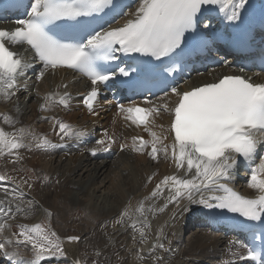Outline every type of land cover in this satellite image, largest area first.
I'll list each match as a JSON object with an SVG mask.
<instances>
[{"label":"snow or ice","instance_id":"snow-or-ice-1","mask_svg":"<svg viewBox=\"0 0 264 264\" xmlns=\"http://www.w3.org/2000/svg\"><path fill=\"white\" fill-rule=\"evenodd\" d=\"M247 3L248 0H139L135 12L130 13L133 19L128 20L124 26L95 32L88 36L86 42L63 43L51 34L49 25L57 21H76L81 17L101 13L109 6L115 7L113 0H33L27 18L16 21L18 27L13 30L0 28V97L7 100L21 87L27 90V85L21 86L19 78L25 76L33 67L12 51L9 44L28 45L34 50L36 58L43 62L44 69L67 67L87 75L93 87L84 103L92 111L99 95L96 85L106 84L117 76L128 77L132 71L128 67H118L111 71L98 62L118 60L117 52L140 53L157 60L170 57L183 44L185 34L197 29L198 14L203 6L215 5L227 20L238 21L241 19V10ZM204 27L207 28L208 25L205 24ZM168 70L175 71L174 68ZM43 76L44 71H40L37 79H42ZM171 92L179 97L177 103L172 109L167 104L162 106L174 116L170 125L174 131V143L171 146L163 144L166 137L158 136L149 128L152 123L150 118L161 111V106L151 105L144 108L132 103L127 107L123 104L118 107L126 119L137 126L144 125L145 130L151 133V140H144L143 137L132 138L135 150L144 151L151 145L149 155L156 159L161 151L167 158L171 147V157L177 168H186V173L194 171V174L191 178L165 176L152 193L138 203L135 218L130 214L132 210L129 205L122 211L117 223L131 221L133 230L140 233L142 242H146L144 229L150 227L147 213L163 211L169 203L179 204L183 199H187L189 204L227 210L239 214L247 221L264 223V155L259 154L261 146L264 145V83H252L239 75H226L218 82L204 84L190 91L181 93L173 87ZM164 95L167 97L168 93L165 92ZM55 96H59L60 104L68 106L70 94L65 92L61 95L56 92L48 93L44 97L45 103L41 105V109L50 106V101ZM58 126L63 133L62 140L65 136L79 139L87 135L86 131L74 130L68 123L58 122ZM18 132L19 135L10 136L0 128V156L7 150L9 155L15 154L20 159L14 150L33 146L23 142L26 134L32 135L38 148L56 147L47 138L41 139L34 133H26L25 129H19ZM105 136L109 144L114 142L107 133ZM137 140L138 145L135 143ZM97 144L105 145V139L97 140ZM158 144L161 147L158 148ZM107 147L108 145L103 149L93 148L91 152L95 155L99 150H107ZM237 157L241 159L238 160ZM238 163L247 166L250 173L248 186L259 193L254 198L246 197L236 192L228 183L222 182L233 178ZM10 179L0 174V181ZM0 187L5 196L0 199V216L4 217L0 222V251H3V255L9 260L18 257V253L5 250L6 244L15 242L17 245L30 246L33 251L32 259L25 264H43L48 258L64 257L66 254L60 237L39 223L31 226L20 224L18 233L4 235L5 229L9 227L8 220L25 209L19 202L22 196L19 185L14 189ZM165 188L169 189V195L164 207L157 209L155 204H151L146 208L144 201L155 200L163 195ZM14 201L16 203L13 209ZM28 207L30 210L31 205ZM67 239L78 241L79 237L70 236ZM154 247L164 248V244L157 241ZM152 250L154 249H150ZM241 259L261 264L264 259V246L260 251L249 249L247 256ZM76 264H79L78 260Z\"/></svg>","mask_w":264,"mask_h":264},{"label":"bare ground","instance_id":"bare-ground-1","mask_svg":"<svg viewBox=\"0 0 264 264\" xmlns=\"http://www.w3.org/2000/svg\"><path fill=\"white\" fill-rule=\"evenodd\" d=\"M40 71H43L42 68H40ZM221 72H226V68H222ZM217 77H219V75ZM71 79L72 76L67 71L62 70L55 74L47 71L38 85L35 84L30 89L19 92L18 100L17 96H12L9 102L3 97H0V117L7 114V117L9 118L3 122V125L0 122V128H3L5 132L8 131L10 133L16 132L19 129H25L26 133H33V131H38L39 123L43 124L41 126H44L45 128L50 122L49 118L39 112V108L41 107L40 100L43 99L41 96H43L44 92L48 91L51 87L62 86L65 83H69L67 91H74V84L70 83ZM210 80L211 79L208 78L207 75H203L200 79L191 82L189 85L183 86V89L187 90L195 88L196 86H200ZM76 84L79 85L76 90L77 92L84 90L87 87V82L84 80L76 82ZM27 96H29L28 99H26ZM22 97L24 98L21 99ZM171 100L165 102V104L168 105V108L172 107ZM69 102L75 103L76 100L72 99ZM159 105L163 106L161 103H159ZM50 106L52 107V105ZM46 109H48V107ZM73 111L72 114L67 116L68 119L72 121L75 120L76 117H79L88 127L98 129L100 126H108L110 124L114 109L106 107L103 110L104 114L97 118L87 116L85 111L79 107L74 108ZM52 112L55 111L52 110ZM161 112L164 113H162L159 118L151 117L152 123L149 125V128L151 129V132H155L158 136L162 138L166 137V139L163 140V144L171 146L172 143L169 130L171 115L168 110L163 109ZM127 120L128 119H126L125 116H119L118 123H115V128H118L122 123L127 122ZM137 130L138 129L132 124L127 123L125 134ZM124 145L126 149L124 152L115 154L111 159H106L101 162L92 160L87 153L83 152H73L69 157H66L63 154L55 156V153L58 152L57 149L50 151L49 153L38 149L36 156L27 160V162L42 172L44 176L51 177V182L59 181L62 186V192L65 191V189L69 191L68 186L73 187L72 191L70 190L71 192H64V195H75L76 198L75 201H73L76 203V206L79 203L90 213V217L88 216L89 214L86 215L89 217L86 218L88 219V222L84 220L88 223L87 225L90 226L92 223L90 220L92 216H101V214H104L103 216L105 220H113V223L111 221L103 222L105 223L104 227L107 223L109 228L113 227V231L110 235L105 236L107 238H104L103 236L98 240V250L96 251V255L99 257L100 252L105 256L106 254H111L116 248L112 247L111 249V246L119 245L118 238L122 235L123 237L125 236L126 239L123 240L124 243H122V241L120 242L121 248L119 246H117V248L121 249V253L122 250H124L123 255L121 256H123L126 264H221V260L229 258L228 255H223L226 240L225 236L221 233H211L208 230L193 227L196 226V221H198V219L196 216L187 218L188 212L186 213L185 207L188 205V202H185L184 200H180L179 204L173 203L168 205L163 211L147 213L150 227L144 229L147 235L146 242H142L140 233L133 230L131 227V221L126 220L123 224L117 223L122 211L129 205H131L132 210L130 214L135 218V211L138 207V203L142 201V198L146 197L145 195L149 194L155 181L161 179L165 173H171L173 169L171 147H169L167 158L165 157L164 152L161 151V154L159 155L160 160H156L157 158L153 159L147 154V152L138 151L134 153L133 151H130L132 148L129 142H125ZM117 147L118 146H116L115 149H117ZM8 170H10V168L5 170L3 169V166H0V174L7 176ZM152 174H155L154 178L152 182L147 184L149 177ZM83 175H87V178H84ZM76 176H80V179H75ZM99 178L100 182L99 180L97 182L96 180ZM4 182L3 185L7 186L9 189H14L17 185L20 186L22 196L20 197L19 202L25 209L22 213H15L14 218L8 220L9 227L5 229V236H11L9 229L11 228V220L13 219L22 220L30 225H34L44 217L50 218L55 213V209L51 210L53 207H47V204H44V200L46 199L44 198L45 195H50L48 190L44 193L40 192L39 196H34V194L26 190L25 186L15 183L11 179ZM54 185L55 183H53L51 187L53 188ZM0 186H2V184ZM54 188L56 190V187ZM74 190L75 193H73ZM85 193L91 196V199H88V201H84L81 196ZM53 194L55 195L57 193L52 192V195ZM78 196L81 198H78ZM4 198V192L2 191V187H0V199ZM162 202L144 201V204L146 208L148 205L155 204L156 208L159 209L163 208ZM15 203L16 201L13 202V209ZM69 204L74 206V203L69 202ZM29 205H31L30 210L28 207ZM63 211L60 210V212L57 211L56 213L59 214L57 216L60 220L62 219V221L65 217L63 215L65 212ZM173 216H175L174 219ZM3 219L4 217L2 216V220ZM141 226L142 225H138V227ZM95 227L91 228L92 231L95 230ZM83 228L87 229L85 225L81 229ZM97 228L99 229V226H97ZM194 231L198 234L191 235ZM102 232H105L103 234L108 233L107 230L103 231V228ZM88 234L89 233H87V235ZM70 236L72 235L62 236L61 240L63 242L64 250H66L71 244V241L67 239V237ZM78 236L80 238L79 250L81 260L83 264H86L81 253V241L83 239L81 234ZM90 236L95 237L92 235ZM154 238L160 243H163L164 248L149 246ZM92 244L95 246L94 241H92ZM109 247L110 250H108ZM23 248V245H17L15 242L5 245V250L9 253H20L23 251ZM230 248L231 250H235L237 246L232 245ZM150 249L154 250L150 251ZM29 254L31 255L32 253ZM84 255L89 259L87 255L91 254H86L84 252ZM43 264H72V262L64 256L48 258L43 261ZM238 264H241V262H238Z\"/></svg>","mask_w":264,"mask_h":264},{"label":"rangeland","instance_id":"rangeland-1","mask_svg":"<svg viewBox=\"0 0 264 264\" xmlns=\"http://www.w3.org/2000/svg\"><path fill=\"white\" fill-rule=\"evenodd\" d=\"M23 98L24 97H22L21 99H23ZM29 169L30 170H26L25 174L21 173V171H24L21 168L14 169L15 173H14L13 176H15L16 178H20L21 180L24 179L26 181H28V179H30V174H33V176L37 178V175H38L36 173L37 170L34 169V168H29ZM83 177L87 178V175H83ZM75 179H80V176H76ZM98 180L100 182V178L97 179L96 181L98 182ZM46 183H47V179L41 180L38 183V188L37 189L34 188L35 189L34 195L35 196H39L40 192L44 193L45 191L48 190L49 191L48 193H50V195L49 196L45 195L44 198H46V199L45 200L43 199L45 201L44 204H47L46 205L47 207H51V208L53 207L51 210L55 209V213L53 214L54 216L53 215L51 216L52 218L51 217L50 218H48V217L45 218L44 217L38 223L41 224L42 227H44L46 230L54 231L60 237V239H62V236H65V235H72V234L80 235L81 234L82 239H83L81 241L82 242L81 243V253H82V257L85 260L86 264H88V263H90V264H126L123 256H121V255H123L124 250H122V253H121V249L117 248V246L120 247V242L126 239V237L125 236L123 237L122 235L118 238L119 245L111 246V249H112V247H116L115 250L111 254H109V255L106 254V256H105L103 253L100 252V257L96 255V253H97L96 251L98 250L97 249L98 240L100 238H102L103 236H104V238H107L105 236L110 235V233L113 231L112 230L113 227L109 228L107 223H106V225L104 227L105 223H103V222L111 221L113 223V220H111V219H106L105 220V218L103 216L104 214H101V216H92V218H90L92 223L90 224V226L87 225L88 224L87 223L88 219H86V218L90 217V213L88 211H86L85 207L82 206L81 204L78 203V205L76 206V203L74 202L75 198H76L75 195H71V196H65L64 195V192H69L70 190L72 191L73 187L72 186H68L69 187L68 188L69 191L65 189V191L62 192V186H61L59 181L51 182V184L49 186L45 187ZM53 183H55L54 187H56V190H55L54 187L53 188L51 187ZM69 185H71V184H69ZM56 191H58V192H56ZM59 191L62 192V193H60ZM52 192L53 193H57V194H55L56 196L54 194H53L54 195L53 196ZM73 193H75V190L73 191ZM81 196L83 197L84 201H88V199H91L90 198L91 196L87 195L86 193L84 195H81ZM87 196H89V197H87ZM66 197H68V198H66ZM62 198L64 199V201H63ZM78 198H81V197L78 196ZM69 202L70 203H74V206L69 204ZM60 210H62V211L64 210L63 212H65V213H63V215L65 216V217L63 216L64 217L63 221H62V219L60 220V218L57 216L59 214H56L57 211L60 212ZM86 215H88L89 217L86 216ZM103 218H104V220H103ZM84 220L87 221V222H85ZM60 224H61V226H60ZM84 225L87 227L88 230L86 228L85 229L84 228L81 229L82 227H84ZM96 225L99 226V229L97 228ZM92 227H95V230L92 231V229H91ZM102 228H103V231L107 230L108 233L103 234L105 232H102ZM87 233H89V234L87 235ZM193 234H198V233H196L194 231V232L191 233V235H193ZM90 235L95 236V237H91ZM92 241L95 242V246H94V244H92ZM122 243H124V242H122ZM126 246H127V242H126ZM108 250H110V247L108 248ZM84 252L86 254L87 253L91 254V255H87L89 257V259L84 255Z\"/></svg>","mask_w":264,"mask_h":264},{"label":"water","instance_id":"water-1","mask_svg":"<svg viewBox=\"0 0 264 264\" xmlns=\"http://www.w3.org/2000/svg\"><path fill=\"white\" fill-rule=\"evenodd\" d=\"M73 236H76V235H73ZM77 237H79V236H77ZM154 243H155V241H154ZM69 246L65 250L66 256L69 258V260H71V262L73 264H76L77 260L79 261V264H82L81 258L79 255V240L78 241H71V244Z\"/></svg>","mask_w":264,"mask_h":264}]
</instances>
